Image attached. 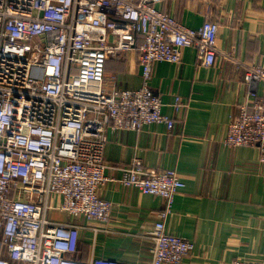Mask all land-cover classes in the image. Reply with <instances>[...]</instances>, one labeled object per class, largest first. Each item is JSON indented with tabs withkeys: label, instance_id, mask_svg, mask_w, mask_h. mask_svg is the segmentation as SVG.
<instances>
[{
	"label": "built area",
	"instance_id": "obj_1",
	"mask_svg": "<svg viewBox=\"0 0 264 264\" xmlns=\"http://www.w3.org/2000/svg\"><path fill=\"white\" fill-rule=\"evenodd\" d=\"M164 1L0 0V264H133L94 253L79 257L81 226L54 213L107 229L113 202L100 189L112 179L108 168L122 171V185L165 201L150 232L151 264H181L193 252L192 240L167 230L185 186L176 168L151 167L140 157L126 165L105 158L110 130L155 122L174 127L150 85L155 63H180L186 46L197 49L201 63L214 62L219 22L188 26L158 6ZM130 51L137 52L142 84L107 88V60ZM243 63L252 84L264 82L263 62ZM252 92L255 100L238 105L223 143L258 146L264 159V89ZM186 102L177 95L173 106L178 112Z\"/></svg>",
	"mask_w": 264,
	"mask_h": 264
},
{
	"label": "crops",
	"instance_id": "obj_2",
	"mask_svg": "<svg viewBox=\"0 0 264 264\" xmlns=\"http://www.w3.org/2000/svg\"><path fill=\"white\" fill-rule=\"evenodd\" d=\"M158 6L184 24L198 27L207 18L219 22L218 51L210 65L201 63L194 46L183 49L182 61L155 63L150 81L161 94L163 110L175 118L169 129L155 122L141 130L109 131L105 158L130 164L135 157L151 167H174L185 186L176 194L167 230L192 240L193 252L181 264H233L237 258L264 259V159L258 146L223 143L240 103L255 100L264 82L251 83L243 62L264 63V0H166ZM242 62V63H241ZM241 63V64H240ZM142 84L137 52L106 62L105 85L136 88ZM177 95L187 100L176 111ZM100 189L113 202L107 229L92 230L84 218L54 212L78 223V256L116 258L151 264L150 232L165 207L163 198L119 182L122 171Z\"/></svg>",
	"mask_w": 264,
	"mask_h": 264
}]
</instances>
